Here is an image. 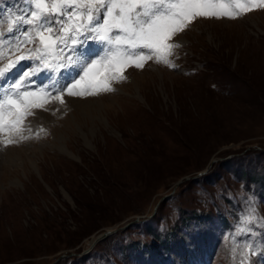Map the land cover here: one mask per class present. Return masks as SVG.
Returning a JSON list of instances; mask_svg holds the SVG:
<instances>
[{"label":"rangeland","instance_id":"rangeland-1","mask_svg":"<svg viewBox=\"0 0 264 264\" xmlns=\"http://www.w3.org/2000/svg\"><path fill=\"white\" fill-rule=\"evenodd\" d=\"M20 1L0 0V35L30 27L13 23L32 10ZM90 35L64 55L104 56ZM175 40L176 67L149 60L112 92H65L34 110L29 139L0 144V264H264V9L198 18ZM38 63L20 61L0 96ZM82 75L42 69L26 87Z\"/></svg>","mask_w":264,"mask_h":264},{"label":"snow or ice","instance_id":"snow-or-ice-1","mask_svg":"<svg viewBox=\"0 0 264 264\" xmlns=\"http://www.w3.org/2000/svg\"><path fill=\"white\" fill-rule=\"evenodd\" d=\"M31 5L29 15L13 22L30 27L14 36V28L0 35V60L20 53L0 67V80L11 79L12 69L24 59L39 62L36 68L25 70L12 80L0 96V144L5 147L30 138L25 133L31 132L27 122L35 115V109L47 110L50 101L63 105L65 92L68 96L81 97L112 92L115 90L112 81L127 79L123 70L129 66L143 68L149 60L176 67L171 58L181 45L175 37L192 22L198 18L237 19L264 9V0H31ZM86 34L108 46L105 55L99 59L66 57L64 48L69 41L75 51V46L83 42L79 37ZM37 42L35 48H26ZM68 64H75L83 71L71 86L26 87L34 83L31 77L38 71H59ZM253 219L254 214L249 215L243 223L250 224ZM246 254L255 253L249 248Z\"/></svg>","mask_w":264,"mask_h":264},{"label":"bare ground","instance_id":"bare-ground-1","mask_svg":"<svg viewBox=\"0 0 264 264\" xmlns=\"http://www.w3.org/2000/svg\"><path fill=\"white\" fill-rule=\"evenodd\" d=\"M105 105V104H104ZM111 231V230H110ZM106 234H108V233H106ZM98 240V238H93V240L91 241V243L92 244H94L95 243V241H97ZM94 242V243H93Z\"/></svg>","mask_w":264,"mask_h":264},{"label":"water","instance_id":"water-1","mask_svg":"<svg viewBox=\"0 0 264 264\" xmlns=\"http://www.w3.org/2000/svg\"><path fill=\"white\" fill-rule=\"evenodd\" d=\"M107 232V231H106Z\"/></svg>","mask_w":264,"mask_h":264}]
</instances>
